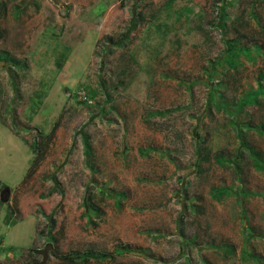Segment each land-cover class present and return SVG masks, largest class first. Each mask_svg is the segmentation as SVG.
Masks as SVG:
<instances>
[{"label":"rangeland","instance_id":"374dc122","mask_svg":"<svg viewBox=\"0 0 264 264\" xmlns=\"http://www.w3.org/2000/svg\"><path fill=\"white\" fill-rule=\"evenodd\" d=\"M0 29V264H264V94L234 107L264 0H0Z\"/></svg>","mask_w":264,"mask_h":264},{"label":"trees","instance_id":"16d2710c","mask_svg":"<svg viewBox=\"0 0 264 264\" xmlns=\"http://www.w3.org/2000/svg\"><path fill=\"white\" fill-rule=\"evenodd\" d=\"M2 31L0 29V39L2 38ZM232 41V44L238 46L239 44V40L237 39H234V40H231ZM0 62H4V63H7V64H10V67L13 68V67H16V68H20V69H28V63L25 59L21 60V59H18L14 56H12L8 51L6 50H0ZM14 77H13V81L15 83V87H16V91L19 92V86H18V81L16 80V74H13ZM264 79V74L260 75L259 77V80H263ZM18 96H19V93H17ZM264 94V83H260L258 85V88L255 89L254 91H251L250 93L246 94L245 96H242V98L240 99L239 102L235 103L234 104V107L240 111L243 110V108L245 106H248V105H254L258 102V97L263 95ZM161 113H165V112H162V111H157V112H154L152 111L151 112V115H159ZM244 139V138H243ZM246 145H247V142H245ZM251 150L253 151V148H251ZM255 155H259V153H257L256 151L254 152ZM235 160V163H238V160H236V158L234 156H232L231 154L229 155V153L226 151V152H218L217 154V159H216V162L217 163H225V164H228L230 165V163ZM264 161V159H263ZM205 163V160L203 159H200L198 160V164L199 165H202ZM258 164V166L262 167L263 164H261L259 161L256 162ZM220 191H224V192H227L228 189L227 188H223L222 190H219V189H213L212 192L214 194H218ZM88 211L91 212V213H99V208L95 206V204L93 203H89L88 204ZM225 250L226 251H229V252H233L234 250L231 249L230 247L228 246H224ZM89 255V254H88ZM87 254H84L85 257H88ZM60 257H65V259H61L59 258L60 260L64 261V260H67V259H71L70 256H60ZM97 257H100V258H105L106 256L104 254H99Z\"/></svg>","mask_w":264,"mask_h":264},{"label":"water","instance_id":"95a60500","mask_svg":"<svg viewBox=\"0 0 264 264\" xmlns=\"http://www.w3.org/2000/svg\"><path fill=\"white\" fill-rule=\"evenodd\" d=\"M37 252H38V254L41 255V260L34 262L33 264H45V262L48 259L49 254L53 255L57 258L65 259V257H60L54 252L53 246L51 243H47L42 250H39Z\"/></svg>","mask_w":264,"mask_h":264},{"label":"built area","instance_id":"2783aa9c","mask_svg":"<svg viewBox=\"0 0 264 264\" xmlns=\"http://www.w3.org/2000/svg\"><path fill=\"white\" fill-rule=\"evenodd\" d=\"M78 94H79L78 97H79L80 99H82V98H83V99H86L85 92H83L82 94L78 92ZM81 97H82V98H81Z\"/></svg>","mask_w":264,"mask_h":264}]
</instances>
